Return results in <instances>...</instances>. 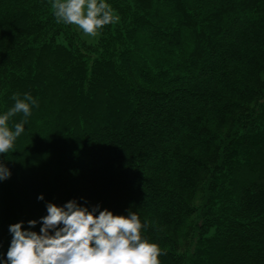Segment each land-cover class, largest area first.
Wrapping results in <instances>:
<instances>
[{
  "label": "trees",
  "instance_id": "1",
  "mask_svg": "<svg viewBox=\"0 0 264 264\" xmlns=\"http://www.w3.org/2000/svg\"><path fill=\"white\" fill-rule=\"evenodd\" d=\"M105 2L87 43L52 0H0V115L38 103L0 155V252L83 197L137 214L160 264H264V0Z\"/></svg>",
  "mask_w": 264,
  "mask_h": 264
},
{
  "label": "clouds",
  "instance_id": "2",
  "mask_svg": "<svg viewBox=\"0 0 264 264\" xmlns=\"http://www.w3.org/2000/svg\"><path fill=\"white\" fill-rule=\"evenodd\" d=\"M57 23L75 26L83 35L96 38L102 29L118 23L110 4L105 0H52L50 5ZM15 101L0 115V155L14 146L24 132V124L31 116V108L37 101L25 93L23 99L13 95ZM25 119L9 127V121L17 114ZM10 170L0 162V182L11 178ZM83 204L69 200L62 206L47 202L46 215L39 220L11 224V236L6 253L0 252V264H160L162 255L158 244L142 237L147 227L137 214L114 215L99 204L91 208L83 197ZM43 201L44 196H37ZM40 225L39 232L30 229ZM3 245L0 243V248Z\"/></svg>",
  "mask_w": 264,
  "mask_h": 264
},
{
  "label": "rangeland",
  "instance_id": "3",
  "mask_svg": "<svg viewBox=\"0 0 264 264\" xmlns=\"http://www.w3.org/2000/svg\"><path fill=\"white\" fill-rule=\"evenodd\" d=\"M74 28L78 31V33L80 34L81 38L86 41L87 43H93L97 40V37L96 38H90V37H87L85 35L82 34L81 31H79L75 26Z\"/></svg>",
  "mask_w": 264,
  "mask_h": 264
}]
</instances>
